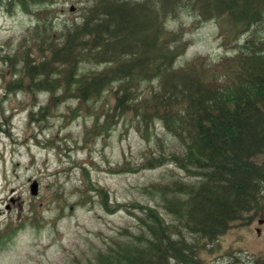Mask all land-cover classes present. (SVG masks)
<instances>
[{
    "label": "trees",
    "instance_id": "16d2710c",
    "mask_svg": "<svg viewBox=\"0 0 264 264\" xmlns=\"http://www.w3.org/2000/svg\"><path fill=\"white\" fill-rule=\"evenodd\" d=\"M58 1L0 5L19 7L40 24L42 9ZM83 3L80 19L61 29L45 19L6 56L5 95L25 93L37 100L48 94L46 105L28 112L30 124H41L66 100L87 105L111 92L112 109L94 113L89 133L107 135L113 120L131 116L145 134L159 122L180 148L149 155L133 171L166 165L177 170L170 182L145 190L159 199L156 205L169 220L151 204L134 203L137 233L112 239L93 260L76 264H193L205 242L250 225L264 212V0ZM183 11L202 22L219 21L223 45L236 53L218 62L198 56L178 67L188 43L169 22ZM88 64L102 68L83 73ZM79 111L72 109V117ZM89 188L109 214L127 206L111 203L103 187L90 182ZM5 234L0 230V241Z\"/></svg>",
    "mask_w": 264,
    "mask_h": 264
},
{
    "label": "rangeland",
    "instance_id": "374dc122",
    "mask_svg": "<svg viewBox=\"0 0 264 264\" xmlns=\"http://www.w3.org/2000/svg\"><path fill=\"white\" fill-rule=\"evenodd\" d=\"M82 1L59 0L42 9L40 24L35 15L19 7L9 10L0 5V230L6 233L0 241V264H76L78 260H93L112 239L137 233L135 215L139 210L130 207L134 203L151 204L169 220L166 211L156 205L161 203L159 199L145 190L153 184L170 182L177 170L166 165L133 172L149 155L180 148L177 139L159 122L145 134L127 116L113 120L107 135L94 136L88 132L95 122L94 113L102 109L99 115L103 116L112 109L111 92L87 105L76 99L66 100L41 124H30L28 112L46 105L48 94H40L37 100L25 93L5 95L1 76L7 67L6 56L17 51L24 38L31 37L45 19L55 29L80 19L81 6L85 5ZM72 6L76 7L74 12L70 11ZM169 25L188 43L177 60L178 67L198 56L218 62L236 53L223 45L219 21L202 22L183 11ZM251 36L242 37L240 43ZM101 68L88 64L83 73ZM6 78L9 80V76ZM77 108L78 117L73 118L72 109ZM33 181L39 184L37 196L30 191ZM90 182L106 189L111 203L127 206L109 214L89 188ZM79 199L84 202L77 203ZM220 241L224 252L233 246L235 250L262 253L264 212L250 225L232 228ZM222 262L228 264L232 259L215 260V264Z\"/></svg>",
    "mask_w": 264,
    "mask_h": 264
},
{
    "label": "flooded vegetation",
    "instance_id": "af4514ba",
    "mask_svg": "<svg viewBox=\"0 0 264 264\" xmlns=\"http://www.w3.org/2000/svg\"><path fill=\"white\" fill-rule=\"evenodd\" d=\"M213 248L210 246L213 245ZM199 247V246H198ZM203 248L198 250L195 254L197 258L196 262L193 264H215L216 259H225L226 257L232 259L231 263L228 264H264V251L262 253L252 252L245 249H228L224 252L223 244L220 240L218 241H208L205 242ZM224 252V253H223ZM210 258V260H208ZM221 264H226L222 262Z\"/></svg>",
    "mask_w": 264,
    "mask_h": 264
},
{
    "label": "water",
    "instance_id": "95a60500",
    "mask_svg": "<svg viewBox=\"0 0 264 264\" xmlns=\"http://www.w3.org/2000/svg\"><path fill=\"white\" fill-rule=\"evenodd\" d=\"M71 11H74V8L72 7L71 8ZM31 194L32 195H34V196H36V195H38V193H39V184H38V182H33V184L31 185Z\"/></svg>",
    "mask_w": 264,
    "mask_h": 264
}]
</instances>
